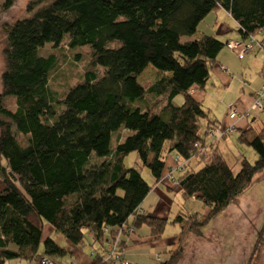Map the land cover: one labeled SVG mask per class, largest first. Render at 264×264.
<instances>
[{"label": "trees", "instance_id": "16d2710c", "mask_svg": "<svg viewBox=\"0 0 264 264\" xmlns=\"http://www.w3.org/2000/svg\"><path fill=\"white\" fill-rule=\"evenodd\" d=\"M13 3L6 0L1 7ZM26 3V16L6 27L0 77V264L36 259L45 222L76 248L85 246L88 234L90 264H110L104 259L112 255L125 259V239L140 228L161 240L167 226L177 224L175 250L159 264H180L191 235L264 171V125L251 140H244L248 129L238 137L257 159L250 163L243 157L235 173L215 151H202L216 128L208 125L201 133L208 115L190 89L203 87L225 44L209 35L187 42L181 37L193 36L217 8L229 13L242 39L264 35V0ZM63 43L72 51L86 47L89 59L81 80L59 94L50 89L58 58L49 50ZM149 65L162 75L138 83ZM229 127L220 129L222 137L234 131ZM131 153L136 161L126 168L123 160ZM171 153L201 164L190 166L177 183L185 198L209 208L206 215L178 213L170 221L138 212L162 179ZM144 168L152 185L141 175ZM124 227L133 233L123 232ZM66 253L44 239L43 256Z\"/></svg>", "mask_w": 264, "mask_h": 264}, {"label": "rangeland", "instance_id": "374dc122", "mask_svg": "<svg viewBox=\"0 0 264 264\" xmlns=\"http://www.w3.org/2000/svg\"><path fill=\"white\" fill-rule=\"evenodd\" d=\"M13 1L14 3L12 6H9L8 9H3L1 5H3L6 0H0V77L4 68L3 49L6 42V27L16 19L26 16L25 7L27 4L26 2L29 0ZM219 13V15L224 16L222 12ZM214 19L215 14L210 13L199 25V29L205 30L204 35H215L214 32H211L210 27L207 26V23ZM192 39V36H182L181 42L191 41ZM77 48L79 49L75 51L78 53L69 49L65 43L62 44L61 48L54 51L49 50V47L45 48V51L49 50L53 52L58 58V62L55 64L56 67L50 76V89L52 91L54 90V92L62 94L70 86H73L81 80L83 70L88 63L89 57L86 47ZM158 72L159 71L149 65L140 74L137 81L140 84L154 82L162 75L158 74ZM6 101L7 103L11 102L10 99H6ZM263 103L264 99L262 98V105H264ZM257 113H262L260 119L256 122L255 128L258 129L261 117H264V110L257 111L253 115ZM239 136H241V134L237 133L235 139ZM246 137L248 140H251L253 134L250 133ZM243 149H245L244 153L247 156V160L253 163L257 159V155L248 145L243 144ZM135 158V153L127 155L123 160L124 166L126 168L134 166L136 161ZM229 160L230 166L237 172L239 169V167L237 168V163L234 162L232 157H229ZM174 164L176 163L174 162ZM189 166L192 168V162L189 163ZM141 175L149 185L153 184V180L146 168L142 169ZM155 191H157V193L154 192L150 194L149 198L144 203V208L148 211L147 214L151 215L155 210L156 213L158 211L166 213L167 210H170V212H173L172 217H169L171 221L177 215L176 212L178 208H181V202L177 197L162 194L159 188ZM186 198L185 208H190L192 210L191 213L203 212V214L199 213L201 215H206L208 213L209 208L204 206L200 200ZM153 201L156 202L154 206ZM45 224L50 228V239L64 248L66 246L65 239L54 232L53 228L48 223L45 222ZM177 233L178 225L169 224L162 238H169V241H171ZM259 236H261L262 239H259ZM85 240L86 243L89 242V237L85 236ZM43 241L44 240H41L38 251L39 254L43 252ZM88 248V245L84 246L82 248L83 252ZM164 252L165 248L163 249L160 247L154 250H142L139 256L133 251H130L128 256L131 260H139L142 264H158V262L154 260L155 258L152 254H159L161 258H163ZM55 259L57 258L55 257ZM252 259L253 261H251ZM36 262V259L24 261L14 258L5 260L2 264H36ZM180 264H264V171L254 177L251 186L230 204L219 217L212 220L205 228H202L199 233L191 235L185 247Z\"/></svg>", "mask_w": 264, "mask_h": 264}, {"label": "crops", "instance_id": "0c3cea01", "mask_svg": "<svg viewBox=\"0 0 264 264\" xmlns=\"http://www.w3.org/2000/svg\"><path fill=\"white\" fill-rule=\"evenodd\" d=\"M219 12H222L224 16L219 15ZM211 13L215 14V19L213 21H209L207 26L210 27L211 32L215 33L213 36H215L223 44L225 43V48L223 47L220 50L216 57V61L209 67V76L203 87H192L190 89V94L196 102L202 106L203 110H205L208 115L201 123V133L209 126H213V128L216 129H225L229 126L234 127V131L230 133L231 135H226L219 140H216L208 134L205 138L206 146L202 149V151H206L207 153L215 151L224 158L231 170L235 173L234 168H232L229 164V157L233 158L234 162L237 163L238 168L240 166L241 159L243 157L247 159V156L244 153L245 149H243V144L246 145L244 140H248L246 136L250 133L254 134L258 132L264 125V117H261L258 129L255 128L257 124L256 122L260 119L262 113L253 115L255 112L260 110L252 109L254 95L264 84V52L259 50L257 47H254L242 58H238L236 51L229 49L226 46L229 42L243 44L246 41L242 39L241 35L237 32V23L231 18L229 13L222 8H217ZM209 15L210 13L207 16ZM199 25L196 33L192 36L193 39H200L205 36V30L199 29ZM256 38L260 39L258 36H256ZM262 98L264 99V95ZM180 99V97L175 98L176 101H180ZM231 109L236 111L235 118L229 117ZM262 109L264 110V105H262ZM247 129L248 131L244 133ZM237 133H240L241 135L244 133V140L238 138L235 139ZM174 162L176 163L175 154L171 153V155L167 157V164L162 179L152 187L151 191L142 202L138 210L139 213L149 215L147 214L148 211L144 208V203L149 198L150 194H153L154 192L157 193V191H155L157 188L160 189L162 194L177 197V199L181 202V208H178V211L176 212L177 214L181 213L183 216H187L191 213L192 210L190 208H185L186 200L178 186L179 184L174 181L177 180L178 177L175 176L172 180L169 175L171 169L175 166ZM200 166L201 164H199V161L197 162L194 160L192 162V168L196 167V169H198ZM153 203V206L156 205V202L153 201ZM193 213L203 214V212ZM172 214L173 212H170V210H167L166 213H162L160 211L156 213L155 210L149 216L170 219L169 217H172ZM49 234H51L50 228L45 224L42 231V238H50L51 235L49 236ZM86 235L89 237L88 234ZM175 239L176 235L171 241H169V238L155 240L149 236V232L146 228H140L139 230H136L134 235L125 239V259L128 262L130 261L132 264H142L139 260H131L128 253L133 251L139 256L140 251L142 250H154L155 248L162 247L163 249L165 248L163 258H161V255L159 254H152V256L154 255V260L159 264L169 258L168 253L170 251L175 250ZM91 241L92 239L89 237V242L85 243L89 246V248L85 252H83V247L76 248L70 246L66 242V246L64 248L67 249V253L57 259H55V257L50 258L58 264H90L93 257L91 251L93 248L90 247ZM7 248L12 251H16V247L13 245H8ZM41 256H43V252L42 254H39L38 252L36 264H39L38 262Z\"/></svg>", "mask_w": 264, "mask_h": 264}, {"label": "built area", "instance_id": "2783aa9c", "mask_svg": "<svg viewBox=\"0 0 264 264\" xmlns=\"http://www.w3.org/2000/svg\"><path fill=\"white\" fill-rule=\"evenodd\" d=\"M258 36H259V38L261 36V39H257L256 36H252V37H249L245 41V43H243V44H240L237 42H229V43H227V47L229 49L235 50L238 58H242L246 53L251 51L254 47H257L259 50L264 52V35H263V33L260 32L258 34ZM263 95H264V84L262 85L261 89L259 91H257L254 95V99H253V103H252V109L262 110L261 99H262ZM235 112L236 111L234 109H231L229 117L235 118V116H236ZM227 130L231 131V130H233V127L230 126ZM224 133L225 132L221 131L220 129H215L211 134H212V137H214L217 140V139L221 138L224 135ZM192 158L193 157L190 156L186 160H184V159L180 160L178 158L175 159L176 165L174 166V168L169 173L172 180L175 176H177L178 177L177 180H174V181L178 182L180 175L182 176L185 173H187L189 170H191L189 163H190V160ZM125 230H126V232H129V234L133 233V229L127 230L124 227L123 232H125ZM104 260L106 262L109 261L110 264H130L126 259L121 258L120 255H112V256L105 258ZM38 263L39 264H55V262L53 260H51L50 258L45 257V256H41Z\"/></svg>", "mask_w": 264, "mask_h": 264}, {"label": "water", "instance_id": "95a60500", "mask_svg": "<svg viewBox=\"0 0 264 264\" xmlns=\"http://www.w3.org/2000/svg\"><path fill=\"white\" fill-rule=\"evenodd\" d=\"M182 184V183H181Z\"/></svg>", "mask_w": 264, "mask_h": 264}]
</instances>
